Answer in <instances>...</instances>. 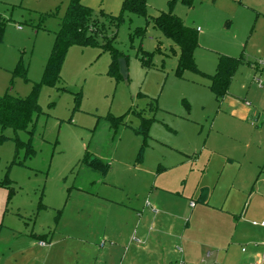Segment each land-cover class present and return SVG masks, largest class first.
Instances as JSON below:
<instances>
[{"label":"rangeland","instance_id":"obj_1","mask_svg":"<svg viewBox=\"0 0 264 264\" xmlns=\"http://www.w3.org/2000/svg\"><path fill=\"white\" fill-rule=\"evenodd\" d=\"M69 1L0 0V15L7 21L0 43V97L9 94L25 98L33 85L41 83L59 19ZM78 1L103 24L107 36H113L112 46L125 56L127 78L108 75L111 57L107 51L71 46L56 84L40 87L37 103L42 114L33 116L24 131L0 127L3 225L24 233L27 223L38 236L48 231L56 238L60 234L68 236L69 241L61 245L73 264L75 252H89L74 242L79 235L91 238L95 230L102 232L108 199L126 203L128 195L137 194V202L134 196L131 199L145 205L146 191L165 180L166 189L179 187L189 193L193 189V194L197 190L202 196L210 195L209 205L223 212L215 213L196 203L193 232L207 238L206 227L200 225L202 219L220 223L226 216L234 219L224 210L231 199L239 201L246 195L235 214L238 217L249 205V193L259 187V177L264 179V86L256 87V79L260 77L263 85L264 79L246 65L236 71L229 98L236 103L249 102L251 113L248 119L232 116L227 101L215 99L206 77L189 70L176 74L179 50L152 21L159 11L168 10L169 0H148L149 17L124 13L118 26L109 20L119 16L124 0ZM212 2L192 0L188 7L176 0L172 6V13L184 24L203 30L198 33L195 63L206 75L215 73L216 52L224 51L234 36L241 39L249 31L245 20L233 19L232 14L220 11V3ZM51 13L54 15L45 16ZM248 48L245 57L263 68V54ZM238 51L236 55L242 49ZM19 63L26 71L25 78L14 73ZM108 116L122 118L124 126L115 135ZM143 119L149 121L148 129L138 135L145 124ZM16 139L24 145L17 147ZM86 149L110 165L106 178L83 163ZM180 152L193 155L196 163L192 168L181 162ZM228 158L235 160L233 169L227 171L233 174L224 169L225 176H217L219 160L224 163ZM209 159L206 176H202V165ZM255 164L261 176H250ZM238 206L236 202L233 209ZM102 243L96 255L109 248L107 243L101 248ZM41 255L36 254V264H41Z\"/></svg>","mask_w":264,"mask_h":264},{"label":"crops","instance_id":"obj_2","mask_svg":"<svg viewBox=\"0 0 264 264\" xmlns=\"http://www.w3.org/2000/svg\"><path fill=\"white\" fill-rule=\"evenodd\" d=\"M212 1L214 4L220 3L223 7L220 11L232 14L233 19L238 17L240 21L245 20L246 29L249 30L245 32L241 39H235L238 36H234L233 41L227 44L224 51L216 52V54L218 56L224 55L241 59L242 64L238 69L246 65L254 71V75L259 73L264 79V66L260 69L258 64L252 63L245 57L248 45L249 50H253V52L258 54L261 53L264 57V0ZM229 28L230 21L227 20L226 29ZM194 29L198 40V33L203 30L200 29V26ZM239 49H242V52L240 55H236L239 54L236 53ZM196 50L194 52L195 62ZM199 71L203 73L202 70ZM263 86L262 82L260 87L256 85L260 89ZM229 97L228 90L227 95L222 101H227L232 116L248 119L251 108L250 106H245V102L247 101H244L243 104L238 102V104ZM120 127L114 130L110 126V129L113 130L115 135ZM203 149L205 151L207 148ZM85 153L108 164L102 159L94 157L87 149ZM179 155L183 164L190 165L191 168L193 167V162H195L193 161V155L189 156L183 152H180ZM225 161L223 163L219 160L218 166H221V170L218 171L217 176H225L224 169H226L227 174H233L227 171L230 168L233 169L235 160L228 158ZM209 163L210 159L208 164L202 165L204 170L202 176H206L205 171L208 170ZM88 169L97 174L92 169ZM108 172L104 176L105 178ZM254 174L261 176V170L256 164L253 165L250 176H255ZM237 175L236 173L234 176ZM208 176L213 175L209 174ZM101 184L106 185L107 183L102 182ZM166 184L165 180L161 181V186H163L161 187L155 182L151 190L148 193L146 191L145 205L140 200L139 204L136 203L137 194H131L130 197L128 195V202L126 203L123 200L118 201L117 199L115 201L114 199H108L109 206L104 226H102V232L99 233V229L95 230L91 238L79 235V238L74 242L77 245L81 244V249L87 247L89 252L83 251L80 254L75 252L77 259H75L73 264H251L260 262L264 248L262 246H255V243H264L262 241L264 240V227L252 226L251 222L264 221V193L262 191L264 189V179L260 180L259 177V187L252 194V191L249 193L248 197H252L249 205L247 206L244 203V206H247L246 210H241L238 217L235 214L242 207L241 202L244 201L246 195H243V199L241 200L240 198L239 201H236L234 198V200L231 199L230 206L224 210L226 215H234V219L230 220L226 216V218H222V223L218 221L205 222L202 219L200 225H202V228L206 227L204 234L209 235L205 239L194 235L193 232L195 230L193 219L195 217L196 203H202V208L204 209L207 207L212 208L215 213L223 212H219L217 208L211 207L209 205L212 199H210L211 196L205 194L202 196V191L198 193L196 190L193 194V189L190 193L179 187L171 190L164 187ZM262 184L263 186H261ZM132 196H134L136 202L131 199ZM96 197L100 196L97 195ZM227 200L228 197L225 198V203ZM191 202L194 204L193 207L190 206ZM236 202L239 203V206L237 209H233ZM152 207L155 208L156 212L152 211ZM1 214L2 209L0 208V264H36V254L39 252H41V256L43 257L41 264H71L69 260L70 255L66 254L67 251L61 245L65 241H69L68 236L66 238V235L60 234L56 238L53 237L54 233L49 231L43 236H38L33 232L32 227L29 228V224L27 223H24L25 232H18V229H15L11 225H3L4 218H1ZM54 238L56 240L52 245ZM41 242L45 243V246H41ZM100 243H102L101 248L105 247L106 243L109 248L103 254L96 255V248L99 247ZM60 245L61 248H58ZM239 245L240 247H238ZM38 248L40 250H37ZM237 248L239 249L238 252L236 251ZM242 248H245L246 251L242 252Z\"/></svg>","mask_w":264,"mask_h":264},{"label":"trees","instance_id":"obj_3","mask_svg":"<svg viewBox=\"0 0 264 264\" xmlns=\"http://www.w3.org/2000/svg\"><path fill=\"white\" fill-rule=\"evenodd\" d=\"M147 1L124 0L119 16L111 17L109 23H113L114 26L120 25L123 22L124 13L147 18ZM175 2L176 0H169L168 10L159 11L158 15L152 18V21L179 50L176 74L181 75L184 71L189 70L206 77L210 82L209 89L214 94L215 99L222 102V99L228 93L235 72L242 64V60L219 55L215 73L210 76L201 73L197 69L194 60V52L198 47L197 33L193 27L187 26L179 17L172 13V6ZM181 2L188 7L192 6V0H181ZM53 15L51 13L45 16ZM6 22V19L0 15V43L2 42ZM141 33L143 34L142 30ZM99 40H101V43H99ZM113 40V36H107L103 24L93 18L92 11L89 8L80 4L78 0H70L64 16L59 19V28L55 33L54 44L44 68L41 83L33 85L30 94L25 98L9 94L0 97V127L11 128L13 132L24 131L32 123L33 116L42 114L37 103L40 87L43 85L52 87L56 84L66 52L71 46H91L107 51L111 57L108 75L119 79L118 59L125 58V56L112 46ZM25 72L21 63L17 65L14 71L15 74L24 78ZM107 122L114 130L124 125L122 118H113L111 116L107 117ZM143 122H145L143 128L137 131L140 135L145 134L148 129L149 121L144 120ZM29 134H32V131ZM23 145L17 141V147H22ZM83 163L103 177L109 171L108 164L91 157L88 153H85Z\"/></svg>","mask_w":264,"mask_h":264},{"label":"built area","instance_id":"obj_4","mask_svg":"<svg viewBox=\"0 0 264 264\" xmlns=\"http://www.w3.org/2000/svg\"><path fill=\"white\" fill-rule=\"evenodd\" d=\"M256 85L259 86V87L261 86L260 80L256 79ZM245 106L249 107L250 106L249 102H245ZM262 120L264 121V117L262 118ZM193 205H194L193 202H191L190 206L193 207ZM152 211L156 212L155 208L152 207ZM251 225L252 226L264 227V221H262V222L252 221ZM40 245L41 246H45V243L41 242ZM255 246H262L264 248V243H255ZM245 251H246V249L242 248V252H245ZM262 263H264V253L261 256L260 262H254V263H251V264H262Z\"/></svg>","mask_w":264,"mask_h":264},{"label":"water","instance_id":"obj_5","mask_svg":"<svg viewBox=\"0 0 264 264\" xmlns=\"http://www.w3.org/2000/svg\"><path fill=\"white\" fill-rule=\"evenodd\" d=\"M118 73L123 78H127V65L124 58L118 59Z\"/></svg>","mask_w":264,"mask_h":264}]
</instances>
